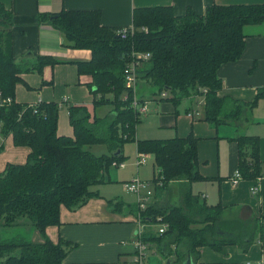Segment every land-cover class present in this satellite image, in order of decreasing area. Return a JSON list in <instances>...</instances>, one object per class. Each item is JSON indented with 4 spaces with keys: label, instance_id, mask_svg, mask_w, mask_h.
<instances>
[{
    "label": "trees",
    "instance_id": "1",
    "mask_svg": "<svg viewBox=\"0 0 264 264\" xmlns=\"http://www.w3.org/2000/svg\"><path fill=\"white\" fill-rule=\"evenodd\" d=\"M263 20L264 3L212 2L202 13L188 7L183 14H176L171 4L144 5L134 8V31L122 36L116 31L118 26L102 22L100 9L40 12L38 21L59 28L70 45L92 51L90 60L76 64L79 74L92 77L88 85L95 113L84 104H71L74 132L63 135L58 133V102L15 100L17 85L26 83L22 74L32 69L42 71L45 65L60 60L37 55L34 62H18L12 39L14 13L0 1V133L11 134L15 145L30 149L26 162L8 163L0 172V225L29 226L44 238L37 243L22 234L4 237L0 264H75L65 261L75 244L66 239L52 241L46 229L60 223L62 205L77 209L98 195L92 187L108 180L113 163L126 158L124 144L132 140H136L139 151L154 157V182L163 194L143 210L141 218L146 214L144 221L159 222V229L165 225V231L149 228L143 238L156 241L166 261L201 264L202 246L218 250L222 245L235 244L245 251L259 240L258 218L243 222L229 215L228 206L209 204L193 192L192 183L203 178L196 137L189 133L165 139L136 138L142 115L131 106V95L126 98L124 68L133 50L149 52L138 69L139 80L145 79L154 87L149 98L167 91L166 99L178 104L183 98L202 96L203 108L195 117L214 126L235 125L246 108L255 107L264 90L248 103L220 96L222 81L217 70L240 57L244 25ZM105 105L109 110L98 114ZM234 138L239 145L240 179L261 177L258 136L238 133ZM95 144H105L108 152L96 154L91 150ZM171 183H177L176 190ZM130 206L137 216L138 205Z\"/></svg>",
    "mask_w": 264,
    "mask_h": 264
},
{
    "label": "crops",
    "instance_id": "2",
    "mask_svg": "<svg viewBox=\"0 0 264 264\" xmlns=\"http://www.w3.org/2000/svg\"><path fill=\"white\" fill-rule=\"evenodd\" d=\"M0 1L14 13L12 39L14 55L18 62L22 60L34 62L37 55H49L60 60L56 64L45 65L42 71L32 69L22 74L26 83L17 85L15 100L31 104L40 101L58 102L60 105L58 133L63 135H73L74 132L69 116L71 104H84L88 109L91 104L94 105V97L88 85L92 77L88 74H79L76 64V61L90 60L92 51L90 48L70 45L59 28L50 23L38 21L40 12H54L62 8L100 9L104 24L122 26L133 24L134 8L144 5L171 4L176 14H183L188 7L197 13H202L206 5L212 2L264 3V0ZM243 31L245 44L240 57L220 65L217 70L222 81L218 94L229 96L238 103L251 102L259 91L264 90V20L244 25ZM140 96L144 99L149 98L147 97L149 94ZM189 99L193 104L195 97H189ZM169 100L167 99L166 102L161 100L156 111L148 108L144 114L145 116L154 113L160 115L163 129H174V132L162 135L160 138L184 137L189 133L196 137L198 167L203 178L192 183L193 192L198 193L201 200L204 199L209 204L219 202L222 206H228L229 215L233 218L243 222L258 218L261 229L260 239L251 243L247 250L242 251L235 244L222 245L218 250L202 246L199 248L198 261L201 264H264V92L255 107L251 110L246 108L235 125L214 126L201 119L194 122V118L187 115L188 110L185 116L179 115L176 109L178 104L173 105ZM238 133L258 136V155L263 166L261 177L238 179L233 182L239 158V145L234 137ZM0 145L2 146L0 172L8 163L26 162L30 149L27 146L15 145L11 134L2 136L0 133ZM151 157H153L152 154ZM146 163L137 168L134 162L138 174ZM106 179H108L106 182L92 187L98 195L92 197L86 204L77 209L62 205L60 223L48 226L46 229V234L52 241L66 239L75 244L66 255L67 262L133 264L138 224L130 206L127 211L125 207L116 208L114 203L111 204L119 201L126 205L113 197L107 187L114 182L111 170L107 173ZM125 181L128 180L122 182ZM253 185L258 188L256 194L251 192ZM157 200V196L152 197L151 203ZM18 234L29 237L33 242L44 241L41 233L32 227H2L0 225V242L4 237H13ZM148 242L150 248L147 251L145 264H165L166 258L161 253L157 242L151 240Z\"/></svg>",
    "mask_w": 264,
    "mask_h": 264
},
{
    "label": "rangeland",
    "instance_id": "3",
    "mask_svg": "<svg viewBox=\"0 0 264 264\" xmlns=\"http://www.w3.org/2000/svg\"><path fill=\"white\" fill-rule=\"evenodd\" d=\"M153 86L148 83L147 80L145 79H140L139 80V86H138V94L139 95H145L147 96L151 91L153 90ZM94 97V96H93ZM148 97V96H147ZM158 97H152L150 100H146L147 103L149 104L148 108L150 110L156 111L159 106L158 103H161L162 101L166 102L167 99L163 98L162 101L157 99ZM149 99V98H148ZM191 99L189 98H183L179 101L176 109L177 113L179 115L185 116L186 111L191 107L193 110L198 111L201 113L202 108H203V99L202 96H197L193 100V104H191ZM160 101V102H159ZM171 103L174 105L173 100H169ZM94 102V101H93ZM154 103V104H153ZM157 103V104H156ZM161 108V106H160ZM89 110L94 114L95 109L94 105L91 104L89 107ZM109 108H107V105L102 106L101 109L97 110L98 114H105ZM60 111V110H59ZM142 120L137 124L136 126V138L138 139H164L160 138L162 135H167L170 134V132H174V129H163L162 125V120L160 115L157 114H150L149 116H145V114H142L141 116ZM198 118L195 117L193 120L194 122ZM157 136V137H155ZM171 136V135H169ZM91 150L95 152L96 154H101V153H107L108 152V147L105 144H95L92 146ZM137 153V143L136 140L128 141L124 144L123 147V154L125 155V160L123 161L127 166L126 167H111V175L114 179V182L111 184H108L109 186L108 189L110 190V193L112 194L113 197L117 198L120 201H123L126 205H124L122 202L119 204H115L116 208H122L125 207L126 210L128 211V208L130 205L133 207L137 206L136 204V194L130 192L129 190L126 189L125 182H122L123 180H131L139 177L141 180L149 181L150 184L148 185L149 188L154 190V198L161 197L163 194L162 188H160L157 183L154 182V160L153 157L148 158V161L146 165L142 166L141 169L139 170V174L135 169L134 162H135V157ZM176 185L177 183H171L170 186L174 187L176 190ZM194 185V184H193ZM178 192V191H177ZM175 194V198H176ZM131 207V206H130ZM144 216V215H143ZM145 218L147 217L146 214L144 216ZM144 217H142L144 219ZM149 219H145V231L147 229H152V231L157 232L160 223L159 222H149Z\"/></svg>",
    "mask_w": 264,
    "mask_h": 264
},
{
    "label": "built area",
    "instance_id": "4",
    "mask_svg": "<svg viewBox=\"0 0 264 264\" xmlns=\"http://www.w3.org/2000/svg\"><path fill=\"white\" fill-rule=\"evenodd\" d=\"M119 34L122 36H127L130 32L134 31V25H122L118 26L116 30ZM149 58V52H139V51H132L130 55V60L127 62L124 70V80H125V86L127 89V96L126 98L131 95V106L134 108L135 111L139 112V114H144L146 110L148 109L149 104L146 100L150 99H144L141 98L138 94V86H139V76H138V69L141 65V63ZM169 94L167 91H162L160 95H158V100H161L162 98H168ZM11 98H7V101H11ZM67 100V98H65ZM198 114V111L195 110H189L187 111V115L191 118H195V116ZM151 157V153L144 152V151H138L135 165L137 168H139L141 165L145 164L148 161V158ZM126 164L124 162L113 163V167H125ZM233 182H236L238 179H240L238 170L235 173V177H233ZM150 184L149 181L141 180L139 177L135 179H131L128 181H125L126 189L130 192L136 194L137 197V205L139 208V214L135 216V221L138 224L137 229V237L134 241V248H135V256L133 258V264H145V260L147 258V251L150 248V243L146 241L143 238L144 231H145V221L143 218H141V213L143 210L147 209L149 204L151 203L152 197H153V189L149 188L148 185ZM258 191V188L256 185H253L251 188V192L253 194H256ZM160 233L165 231V225H163L159 229Z\"/></svg>",
    "mask_w": 264,
    "mask_h": 264
},
{
    "label": "water",
    "instance_id": "5",
    "mask_svg": "<svg viewBox=\"0 0 264 264\" xmlns=\"http://www.w3.org/2000/svg\"><path fill=\"white\" fill-rule=\"evenodd\" d=\"M165 264H172V261L169 259V260H167V262ZM184 264H190V263L189 262H186Z\"/></svg>",
    "mask_w": 264,
    "mask_h": 264
}]
</instances>
